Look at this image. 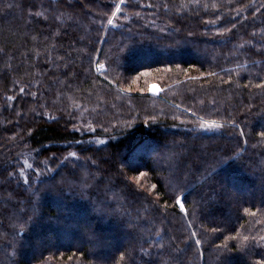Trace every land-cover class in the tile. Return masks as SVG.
Segmentation results:
<instances>
[{"label": "trees", "instance_id": "16d2710c", "mask_svg": "<svg viewBox=\"0 0 264 264\" xmlns=\"http://www.w3.org/2000/svg\"><path fill=\"white\" fill-rule=\"evenodd\" d=\"M114 2L0 0V264H259L264 0Z\"/></svg>", "mask_w": 264, "mask_h": 264}, {"label": "snow or ice", "instance_id": "6c2138e0", "mask_svg": "<svg viewBox=\"0 0 264 264\" xmlns=\"http://www.w3.org/2000/svg\"><path fill=\"white\" fill-rule=\"evenodd\" d=\"M194 2L195 3H200V0H194ZM126 3V0H118V2H114V10L112 11V13H111V17H109V18H107V25H114V19L113 18H117L118 17V15L119 14H121L122 12H123V8H122V5H124ZM150 6H152V5H150ZM163 7H165V8H167L168 7V4L167 3H165V4H163L162 5ZM187 5H184V7H186ZM7 7L8 8H12L13 7V5L12 4H8L7 5ZM204 7L205 8H207L208 7V4H204ZM211 7H213V8H216L217 7V5L215 4V3H213L212 5H211ZM138 14V13H137ZM58 18V17H57ZM125 19H127V17H125ZM209 23H212L213 21H208ZM233 27H235V25H233ZM225 31H230L229 29H225ZM189 35H192V33H189ZM253 35H255V33H253ZM99 67L100 68H103L104 67V65H99ZM177 67H179V66H177ZM258 87H264V84H261V85H258ZM20 92L21 93H24L25 92V88H20ZM32 95H35V93H33ZM9 99H12V97H9ZM154 119V118H153ZM202 127L204 126L203 124L201 125ZM213 126H215V127H220V125H217V124H215V122H213ZM89 130L90 131H95V129H92L91 128V125H89ZM104 131H107V129L105 128L104 129ZM259 135L261 136V137H264V132H260L259 133ZM98 143H101V144H103L104 143V141L103 140H100V141H97ZM69 156H71V157H76L77 156V153L76 152H70L69 153ZM93 163H95V161H93ZM29 167H31V165H29ZM21 171V174H23V169H21L20 170ZM141 175H144V173H141ZM176 200H177V203L180 205V207L182 208V209H184L185 210V212H187V209L185 208V205L183 204V202H182V197H177L176 198ZM245 211L247 212L248 211V209H245ZM192 235L193 236H196V233L194 232V233H192ZM248 239V237H244V240H247ZM261 239H264V237H261ZM201 243V241L199 240V239H197L196 240V244H200ZM259 264H264V261H260L259 262Z\"/></svg>", "mask_w": 264, "mask_h": 264}, {"label": "rangeland", "instance_id": "374dc122", "mask_svg": "<svg viewBox=\"0 0 264 264\" xmlns=\"http://www.w3.org/2000/svg\"><path fill=\"white\" fill-rule=\"evenodd\" d=\"M148 91L151 95L158 96L161 92V87L158 83H150L148 84ZM242 193H246L245 191H242Z\"/></svg>", "mask_w": 264, "mask_h": 264}]
</instances>
